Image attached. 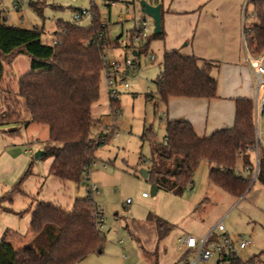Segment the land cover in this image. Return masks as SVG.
<instances>
[{
	"label": "trees",
	"instance_id": "1",
	"mask_svg": "<svg viewBox=\"0 0 264 264\" xmlns=\"http://www.w3.org/2000/svg\"><path fill=\"white\" fill-rule=\"evenodd\" d=\"M248 2L252 5L251 25L244 29V41L248 54L257 58L264 51V0ZM27 4L41 13L43 3L40 0H29ZM18 5L17 9L21 4ZM91 14V25L87 28L58 21L50 45L42 43L43 32L37 28L12 26L6 20L0 22V95L11 94L1 87L5 66L18 55L29 59V70L18 79L17 91L13 93L15 102L25 109L28 118L11 122L16 126L0 129V133L19 134L20 127L30 123L45 126L48 141L42 147L44 155L41 158L52 159L48 175L87 188L86 177L96 161L95 152L113 135L111 131L95 138L92 135L96 121L91 107L99 99L102 55L104 50L119 48L118 39L109 42L98 36L99 32H104L102 22L98 13ZM163 37L161 17L158 35L152 32L136 51L132 46H125L123 50L135 52L138 63L139 56L147 52L150 43ZM213 67L210 62L181 55L176 50L165 52L154 80L156 95L148 92L145 99L161 104H166L171 97L213 99L216 97ZM110 106L115 116L119 111L118 100H110ZM3 125L0 123V128ZM142 140L149 142L151 171L148 178L158 190L182 194L192 187L201 162L211 165L208 181L234 199L242 198L253 184L250 178L236 172L238 164L253 166L250 155L256 138L251 99L236 100L232 126L207 137L196 135L189 122L165 119L162 142L155 141L151 128H145ZM29 173L28 168L8 194L0 198V204L6 200L11 203L14 194L22 193L21 186ZM255 182L264 188V148L260 147ZM97 210L93 199L86 197L74 199L69 209L39 201L34 208L15 213L20 217L31 212L29 230L36 235L34 241L39 244L36 248L29 245L15 248L4 234L0 240V264H77L98 253L104 237L95 222L93 213ZM5 211L13 213L11 209ZM152 220L157 239L161 241L169 234L170 227L159 218ZM256 262L261 263L260 256L250 259L248 264ZM218 264L245 263L234 255H221Z\"/></svg>",
	"mask_w": 264,
	"mask_h": 264
},
{
	"label": "rangeland",
	"instance_id": "2",
	"mask_svg": "<svg viewBox=\"0 0 264 264\" xmlns=\"http://www.w3.org/2000/svg\"><path fill=\"white\" fill-rule=\"evenodd\" d=\"M15 1L18 0H0V19H6V23L12 26L41 30L42 43L49 45L54 39L56 23H75L73 14L83 10L89 14L75 24L87 28L91 25V12L98 13L101 22L107 26V37L114 40L132 27L130 22L119 24L118 16L133 14V5L137 4L134 0H40L43 3L41 13H37L27 3L16 9ZM109 1L114 2L115 6L108 7ZM215 6L222 12L215 15L211 22L208 17H202L199 34L201 28L208 25L212 28L210 31L215 40L225 42L231 39L234 28L239 29L241 34L243 29L251 25L252 5L248 0H215L203 10H214ZM136 10L140 13L138 7ZM198 33L196 40L199 39ZM159 45L157 40H153L147 52L139 56L140 73L129 74V88L120 92L119 111L115 116L101 79L99 99L91 107V115L96 121L92 135L95 138L110 131L113 135L95 152L96 161L87 174L89 180L86 177L88 188L74 185V196L82 199L90 197L103 214V228L100 230L104 242L100 253H93L77 264H180V255L184 250L179 249V238H203L219 222L230 237H241L250 242L244 250L237 251V257L243 263L248 264L250 259L260 256L261 263L255 264H264V188L259 183H253L242 198L234 199L208 181L207 163H201L193 177V187L187 188L182 194L159 189L154 196L150 195L153 184L148 176L142 177V171H151V151L149 142L142 140V135L145 128H151L156 142H162L165 136L161 103L145 99L148 92L156 95L154 80L163 58L162 52L156 48ZM105 52L109 59L122 56L121 49ZM151 53L156 57L153 62L149 60ZM24 60L29 61L25 55L17 62L13 61L12 70L8 69L10 65H6V71L18 78L29 70V64L25 67ZM12 87L14 92L10 90L11 94L0 95V123L3 124L23 121L26 116L28 118L25 109L14 100L17 79ZM16 99L21 102L19 98ZM20 128L26 133L29 142L32 139L29 150L32 171L41 172L50 158L35 160L34 156L42 151L48 141L47 128L35 123ZM258 131L264 140V111L259 116ZM260 148H264V145H260ZM250 156L254 162L255 153ZM93 185L97 191L89 192ZM142 193L147 197L142 198ZM154 217L170 227L169 234L161 241L157 239L152 220ZM35 237L30 232L25 237L24 246L36 248L39 242L34 241ZM199 264H218V257L213 254L209 261Z\"/></svg>",
	"mask_w": 264,
	"mask_h": 264
},
{
	"label": "crops",
	"instance_id": "3",
	"mask_svg": "<svg viewBox=\"0 0 264 264\" xmlns=\"http://www.w3.org/2000/svg\"><path fill=\"white\" fill-rule=\"evenodd\" d=\"M213 1L215 0H160L164 37L157 40L160 44L156 46L157 51L164 54L176 50L181 55L194 56L214 65L211 74L216 80L215 98L171 97L166 104H161L162 117L166 120L189 122L199 137H207L217 130L230 128L234 121L235 101L252 100L254 95V76L249 64L253 57L246 50L243 30L240 34V30L234 28L231 39L225 42L216 41L210 31L212 28L208 25L198 33L202 17H208L211 22L215 15L222 12L216 8L218 4L213 7L214 10H203ZM204 21L208 22L206 19ZM197 33L199 39L196 40ZM21 56L23 55L15 57L8 64V69L12 70L11 63L17 62ZM24 61L27 67L29 61ZM27 72L28 70L25 73ZM22 75L16 78L5 69L1 87L14 92L12 86ZM26 118L27 116L24 117ZM15 126L13 123H4L0 129L4 131ZM24 133L21 129L19 134L14 135L0 133V198L8 194L28 168L30 170L21 186L22 193L14 194L11 203L6 200L0 204V240L6 234V240L15 248H21L26 242L25 237L30 233L31 212L20 217L15 213L34 208L39 201L69 209L77 198L74 196L75 184L48 175L51 158L41 172L32 171L29 157L32 139L29 142ZM240 166L241 164L238 167ZM210 168L211 165L207 163V177ZM5 209H11L13 213Z\"/></svg>",
	"mask_w": 264,
	"mask_h": 264
},
{
	"label": "built area",
	"instance_id": "4",
	"mask_svg": "<svg viewBox=\"0 0 264 264\" xmlns=\"http://www.w3.org/2000/svg\"><path fill=\"white\" fill-rule=\"evenodd\" d=\"M29 0H19L14 2V7L17 9L18 4L28 3ZM140 1L134 0L133 14L125 13L119 15L117 22L123 24L125 22L132 23V27L129 30L124 31L118 39L119 48L122 50V56L116 59H109L106 55V50L103 51L102 55V79L106 86L107 94L110 100H118V96L121 91L127 90L129 84L127 82L130 73H140L139 64L135 62L136 55L131 54V49L128 53H125L123 47L132 46V50L136 51V47L141 43L145 42L146 38L152 33L154 28L153 21L150 17L145 15L140 8ZM150 6H156L158 0H143ZM108 7L115 6V3L109 1ZM136 7L139 8L140 13H137ZM88 11H77L73 14V21L76 23L83 17L88 15ZM92 17V14H90ZM6 20V19H4ZM3 21L0 19V22ZM104 32H99L100 38H105L109 42L110 40L106 35L107 26L102 23ZM151 30V31H150ZM243 41H244V29H243ZM245 43V41H244ZM114 50V49H111ZM127 54L129 56H127ZM156 57L153 53L150 54V62L155 61ZM250 67L253 71L254 76V95H253V116L255 125V138L256 143L254 147L255 161L253 166H241L240 169H236L239 176L250 178L251 182L254 183L258 171V151L260 145H264V140L260 138V132L258 131L259 116L264 111V51L257 58H251L249 60ZM97 188L95 185L90 186L89 192H95ZM142 198H146L145 193L141 194ZM96 225L99 229L103 228V214L100 210L93 213ZM179 249L184 251L180 255V264H199L210 260L213 254H216L219 258L221 255H234L237 257V251L244 250L248 245L249 241L243 240L241 237L232 238L227 233L225 227L219 222L215 228L209 232L203 238H195L192 236H181L179 238Z\"/></svg>",
	"mask_w": 264,
	"mask_h": 264
},
{
	"label": "water",
	"instance_id": "5",
	"mask_svg": "<svg viewBox=\"0 0 264 264\" xmlns=\"http://www.w3.org/2000/svg\"><path fill=\"white\" fill-rule=\"evenodd\" d=\"M140 8L141 11L150 17L153 21V34L158 35L161 29V5L157 4L156 6H150L145 1H140ZM136 53L133 52V56H135ZM44 155V151H39L37 154H35L34 159L38 160L40 157ZM148 173L146 171H142V177L147 178ZM158 189L153 185L151 188L150 195L154 196L157 193ZM100 253V251L98 252Z\"/></svg>",
	"mask_w": 264,
	"mask_h": 264
}]
</instances>
